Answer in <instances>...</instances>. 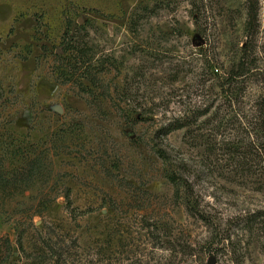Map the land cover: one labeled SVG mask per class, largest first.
<instances>
[{
    "label": "rangeland",
    "instance_id": "obj_1",
    "mask_svg": "<svg viewBox=\"0 0 264 264\" xmlns=\"http://www.w3.org/2000/svg\"><path fill=\"white\" fill-rule=\"evenodd\" d=\"M257 1L249 38L247 0H0V264H264Z\"/></svg>",
    "mask_w": 264,
    "mask_h": 264
},
{
    "label": "trees",
    "instance_id": "obj_2",
    "mask_svg": "<svg viewBox=\"0 0 264 264\" xmlns=\"http://www.w3.org/2000/svg\"><path fill=\"white\" fill-rule=\"evenodd\" d=\"M184 3H188V5L191 6L192 10L195 12V15L200 20L205 17L206 14V7L205 2L206 0H183ZM205 1V2H204ZM247 33L249 38H254L258 32L259 28V4L257 0H247ZM72 50V55L74 52L77 54L75 55V58H79L78 62H82V66L78 69V71L82 67H86V61L85 56L86 54L83 53L79 48L70 47L68 49H64V53L68 54L69 51ZM244 52L247 51L245 48L243 50ZM73 61V58L68 55L67 63L71 64ZM86 67V71L88 70ZM249 65L245 60L240 61V64L238 65L237 72H233L232 74H235L238 77H241L246 74L248 71ZM211 109H206L201 114L185 118L184 120L176 121L170 125H167L166 131L164 133V136H168L173 132L181 131V130H190L191 127L196 126L198 120L202 116H208ZM200 116V117H199ZM253 124L252 126V133H247L249 143L246 147L241 148L243 152L241 155H237L234 157L233 162L236 163L239 168H245L251 167L254 163L261 164L262 170L264 171V97L260 98L258 101V105L256 107V112L253 117V121H251ZM254 134V135H253ZM240 151H237L238 154ZM160 154V153H158ZM162 159H166L162 155H159ZM189 168L187 164L181 163L178 167L175 166V168H170V171H167V179L169 182L176 188V192L179 193L182 189L188 190L189 196L191 195L190 191L193 192V185L191 181V177L186 175L185 169ZM183 170V171H182ZM182 171V172H181ZM249 171V170H248ZM188 208L192 210L191 208H195V205L191 203V199L188 197L187 200ZM256 218H261L259 216L253 215V220L251 224H254L256 221ZM56 252V251H55ZM54 253V252H53ZM57 258L60 259L59 264H65L63 257V253L60 251H57L56 253Z\"/></svg>",
    "mask_w": 264,
    "mask_h": 264
},
{
    "label": "water",
    "instance_id": "obj_3",
    "mask_svg": "<svg viewBox=\"0 0 264 264\" xmlns=\"http://www.w3.org/2000/svg\"><path fill=\"white\" fill-rule=\"evenodd\" d=\"M209 264H211V263H209Z\"/></svg>",
    "mask_w": 264,
    "mask_h": 264
}]
</instances>
